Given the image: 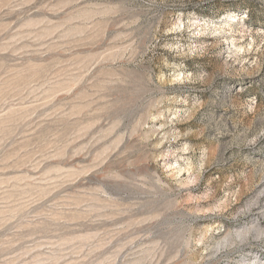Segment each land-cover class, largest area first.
Returning a JSON list of instances; mask_svg holds the SVG:
<instances>
[{
  "label": "rangeland",
  "instance_id": "obj_1",
  "mask_svg": "<svg viewBox=\"0 0 264 264\" xmlns=\"http://www.w3.org/2000/svg\"><path fill=\"white\" fill-rule=\"evenodd\" d=\"M0 264H264V0H0Z\"/></svg>",
  "mask_w": 264,
  "mask_h": 264
}]
</instances>
